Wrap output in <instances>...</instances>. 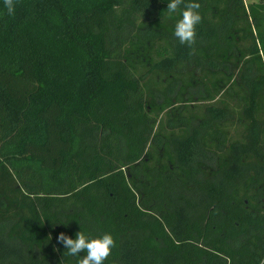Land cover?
Masks as SVG:
<instances>
[{
  "label": "trees",
  "instance_id": "trees-1",
  "mask_svg": "<svg viewBox=\"0 0 264 264\" xmlns=\"http://www.w3.org/2000/svg\"><path fill=\"white\" fill-rule=\"evenodd\" d=\"M168 2L0 0V264H264V0Z\"/></svg>",
  "mask_w": 264,
  "mask_h": 264
},
{
  "label": "clouds",
  "instance_id": "clouds-1",
  "mask_svg": "<svg viewBox=\"0 0 264 264\" xmlns=\"http://www.w3.org/2000/svg\"><path fill=\"white\" fill-rule=\"evenodd\" d=\"M7 13H14V0H4ZM200 4L192 0H169L167 3V12L171 17L179 11L180 19L175 23L174 36L182 45L192 48L196 43V26L201 22L199 13ZM193 51L195 49L193 48ZM57 242L62 244L67 250V255L76 257L80 253H85L77 261V264H104V261L111 255L116 242L110 233H103L98 237H90L83 231L75 234V239L70 238L61 232L57 236Z\"/></svg>",
  "mask_w": 264,
  "mask_h": 264
},
{
  "label": "rangeland",
  "instance_id": "rangeland-1",
  "mask_svg": "<svg viewBox=\"0 0 264 264\" xmlns=\"http://www.w3.org/2000/svg\"><path fill=\"white\" fill-rule=\"evenodd\" d=\"M256 1H258V0H244L245 4H248L250 2H256Z\"/></svg>",
  "mask_w": 264,
  "mask_h": 264
}]
</instances>
